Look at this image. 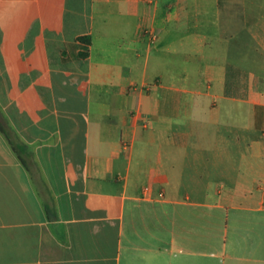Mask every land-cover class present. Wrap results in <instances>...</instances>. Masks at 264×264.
Here are the masks:
<instances>
[{"label": "crops", "instance_id": "1", "mask_svg": "<svg viewBox=\"0 0 264 264\" xmlns=\"http://www.w3.org/2000/svg\"><path fill=\"white\" fill-rule=\"evenodd\" d=\"M0 108V264H264V0H0Z\"/></svg>", "mask_w": 264, "mask_h": 264}, {"label": "rangeland", "instance_id": "2", "mask_svg": "<svg viewBox=\"0 0 264 264\" xmlns=\"http://www.w3.org/2000/svg\"><path fill=\"white\" fill-rule=\"evenodd\" d=\"M195 23H207V18L206 16H200L198 18V16H196V20L194 21ZM154 37H158V34L155 33ZM182 33L181 32H176V39H175V47L178 50V53L176 52V54L172 57L171 55H168L166 52H162L159 53L158 55V59H159V63L157 65V69L156 72H163L164 74H166V76L171 73H173L174 75H176L177 77L180 76V73L185 69L187 70H192L193 72L198 73H202L205 69V66L207 65V62L211 57H203L202 55H200L199 53L198 56L196 58H194L191 63L188 62L186 60V58H184V46L182 44ZM154 40V39H153ZM82 43H85L84 40H80ZM204 46V52H206L207 54L211 52V49L209 48L208 44L203 45ZM192 48V47H191ZM165 49H167L165 47ZM215 50V48H213ZM85 49L81 50V52H84ZM213 51V50H212ZM227 66L229 67L230 72L233 71V64H227ZM187 67V68H186ZM155 70V69H154ZM199 74V73H198ZM199 77V75H198ZM197 81V79H195ZM162 80L160 78L155 80V84L161 83ZM151 85V84H150ZM149 86V85H148ZM147 88V87H146ZM0 124L3 128V132L5 133V135L8 137V139L10 140V142L14 145V148L16 149V151L19 153V155H21V151H22V146L20 144V142L17 140V138L14 136V134L11 132V130L9 129L7 123H6V119L4 116V113L2 111V109L0 108ZM22 157V156H21Z\"/></svg>", "mask_w": 264, "mask_h": 264}, {"label": "trees", "instance_id": "3", "mask_svg": "<svg viewBox=\"0 0 264 264\" xmlns=\"http://www.w3.org/2000/svg\"><path fill=\"white\" fill-rule=\"evenodd\" d=\"M79 40H84L86 45H89L91 43V37L89 35L87 36H80ZM88 54V51L85 50L84 52H81L80 55L81 56H86ZM0 128L3 130L1 124H0Z\"/></svg>", "mask_w": 264, "mask_h": 264}]
</instances>
